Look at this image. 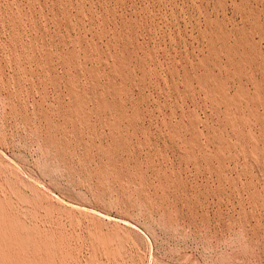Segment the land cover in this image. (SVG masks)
<instances>
[{
  "label": "rangeland",
  "instance_id": "obj_1",
  "mask_svg": "<svg viewBox=\"0 0 264 264\" xmlns=\"http://www.w3.org/2000/svg\"><path fill=\"white\" fill-rule=\"evenodd\" d=\"M0 264H264V0H0Z\"/></svg>",
  "mask_w": 264,
  "mask_h": 264
}]
</instances>
